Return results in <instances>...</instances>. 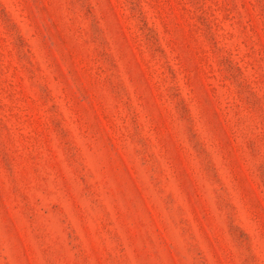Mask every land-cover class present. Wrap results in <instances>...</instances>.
<instances>
[{"label":"rangeland","instance_id":"obj_1","mask_svg":"<svg viewBox=\"0 0 264 264\" xmlns=\"http://www.w3.org/2000/svg\"><path fill=\"white\" fill-rule=\"evenodd\" d=\"M0 264H264V0H0Z\"/></svg>","mask_w":264,"mask_h":264}]
</instances>
